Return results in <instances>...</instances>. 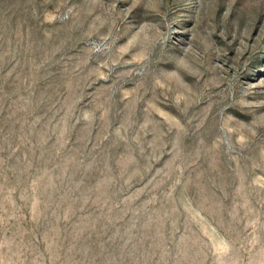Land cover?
<instances>
[{
    "label": "rangeland",
    "instance_id": "1",
    "mask_svg": "<svg viewBox=\"0 0 264 264\" xmlns=\"http://www.w3.org/2000/svg\"><path fill=\"white\" fill-rule=\"evenodd\" d=\"M0 264H264V0H0Z\"/></svg>",
    "mask_w": 264,
    "mask_h": 264
}]
</instances>
